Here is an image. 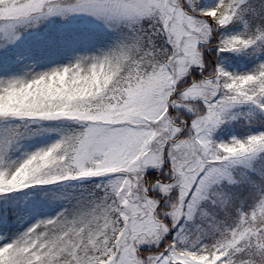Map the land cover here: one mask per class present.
<instances>
[{
    "label": "snow or ice",
    "instance_id": "6c2138e0",
    "mask_svg": "<svg viewBox=\"0 0 264 264\" xmlns=\"http://www.w3.org/2000/svg\"><path fill=\"white\" fill-rule=\"evenodd\" d=\"M0 242L264 264V0H0Z\"/></svg>",
    "mask_w": 264,
    "mask_h": 264
},
{
    "label": "trees",
    "instance_id": "16d2710c",
    "mask_svg": "<svg viewBox=\"0 0 264 264\" xmlns=\"http://www.w3.org/2000/svg\"><path fill=\"white\" fill-rule=\"evenodd\" d=\"M54 136H55V133H51L46 137H38V138H36V140L39 142H44L50 138H54ZM42 218H45V214H38V215L34 216L31 221L25 222L24 224L20 225L18 230L19 231L26 230V228L28 226H30L31 223L35 222L38 219H42ZM0 243H2V242H0Z\"/></svg>",
    "mask_w": 264,
    "mask_h": 264
}]
</instances>
